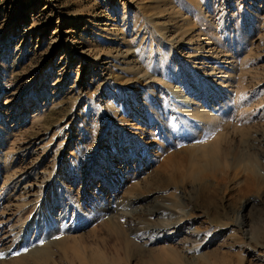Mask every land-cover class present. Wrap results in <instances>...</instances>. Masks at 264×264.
<instances>
[{
  "label": "rangeland",
  "instance_id": "1",
  "mask_svg": "<svg viewBox=\"0 0 264 264\" xmlns=\"http://www.w3.org/2000/svg\"><path fill=\"white\" fill-rule=\"evenodd\" d=\"M148 15L165 27L178 26L179 67L169 45L148 38ZM196 41L202 52L195 51ZM127 53L132 67L118 59ZM225 66L230 80L218 94L213 86ZM213 69L214 81L198 80ZM183 73L190 83L209 88L203 106L220 110L217 126L187 118L171 102L168 88L184 89L186 100L194 96ZM221 134L235 154L229 151L227 166L219 159L216 172L226 187L212 188L216 178L204 169L201 182L208 190L199 191L186 171L196 162V150ZM259 136L258 144L253 140ZM258 152H264V0H0V250L27 237L34 238L37 253L51 244L57 264H165L152 251V260H140L125 240L106 232V224L128 229L130 219L150 220L159 227L181 218L189 231L199 230L194 238L172 244L153 233L152 245L142 246H173L182 264H264V184L249 179L244 185L240 169ZM230 155L236 156L234 165ZM252 162L260 163L264 181V157ZM147 180L160 190L140 194ZM237 182L243 183L240 190L233 189ZM40 189L51 197L43 204L46 213L21 237L17 231ZM137 195L148 198L140 205L144 210H160L146 220L139 205H129ZM23 200L31 202L17 209ZM51 232L53 239H47ZM63 238L62 251L56 240ZM16 253L0 264H13L8 260Z\"/></svg>",
  "mask_w": 264,
  "mask_h": 264
},
{
  "label": "bare ground",
  "instance_id": "2",
  "mask_svg": "<svg viewBox=\"0 0 264 264\" xmlns=\"http://www.w3.org/2000/svg\"><path fill=\"white\" fill-rule=\"evenodd\" d=\"M144 18H146L145 20L149 23V29H150V33H149V35H148V38L151 40V41H154V43H153V45H169V52H170V54H174L175 55V65H176V67H179V64H180V55L177 53V48H179L178 46H180V44L182 43V40H181V38L182 37H180L179 36V34H178V26H175V28H170V27H165V25H163V24H161V23H158L157 21H156V19H154L151 15H148V16H145ZM144 28V27H143ZM148 31V30H147ZM153 31V33H155V34H157L159 37H160V42H158V38L159 37H157V36H155V37H153V34L151 33ZM147 33V34H148ZM157 37V38H156ZM198 37V36H197ZM199 38V37H198ZM198 38H197V41H198ZM205 39V38H204ZM161 41H164L165 42V44H161ZM189 42H187L188 44H191V39L189 38V40H188ZM196 41V42H197ZM152 43V42H151ZM186 43V44H187ZM187 44V45H188ZM199 44V42H197V46L195 47L196 49H195V51L196 52H198V51H200V52H202L204 49H202L203 47H201V46H199L198 45ZM207 45V44H206ZM210 49V48H209ZM202 50V51H201ZM210 51V50H209ZM210 52H212V51H210ZM128 54L129 53H127V54H124L123 56L121 55V56H118V59H121V61H122V63H124V64H128V63H131L132 65H131V67L132 66H134L133 65V63L132 62H130V61H127L126 60V58H127V56H128ZM120 55V54H119ZM196 55V54H195ZM194 55V56H195ZM216 57V56H215ZM182 60V59H181ZM183 63V62H182ZM194 62H192V64H193ZM184 64V63H183ZM186 64H188V63H186ZM181 65V64H180ZM189 66L192 68L191 69V72H193L194 71V69L196 70V68H195V66L194 65H191V64H189ZM188 66V67H189ZM175 67V69H179V68H176ZM135 68V67H134ZM133 70H135V69H133ZM228 70H229V68H227L226 66L223 68V71H220L221 72V76H219V77H217L216 75L217 74H215V70L213 69L212 70V72L210 73V74H205L204 75V73H200V75L198 74V76H197V78H198V80H202L203 81V83L204 82H207L208 80H212V81H214V79L213 78H215V77H217L218 79H219V81L217 82V84L215 85L214 84V86L213 87H215L216 89H214V90H216V92H218V94H219V91H222V89H225V88H227L226 87V85L228 86V84H229V80H230V74H228ZM135 72L136 73H141V70L140 69H138V68H136V70H135ZM178 72V71H177ZM182 72V71H181ZM176 73V72H175ZM185 73H183V79H184V87H186L187 89H189L190 91H192L191 93L194 95V96H196L197 94H201L200 95V97L199 98H193L194 96H192V98L190 99V100H186L185 98H186V96H185V94H184V89L183 90H181V91H179V92H177L176 91V89H173L172 91H171V89L170 88H168V91L170 92L169 93V97H170V99H171V102L172 101H174V103L175 104H178V106H179V111H181L180 113H182V115H186L187 116V118H190V119H193V120H198V121H200V120H202V119H204L205 121H210V120H213L214 121V125H216V121H217V119H218V117L220 116V114H219V111L220 110H217L216 108H213V107H211V108H209V109H205L204 108V104H206V102H207V99H206V95L209 93V92H207L208 90H209V88L208 87H210V86H208L206 83V87L208 88V90H206V88L204 87V86H202L201 84H193V83H190L189 81H188V79H186V77H185V75H184ZM145 74L144 73H141L140 74V76L141 77H143ZM181 77V78H182ZM168 79V78H167ZM169 81V80H168ZM212 81H210L211 83H212ZM167 83V82H166ZM171 83V82H170ZM170 83L169 84H167V85H170ZM189 83V84H188ZM198 83V82H197ZM210 83V84H211ZM173 84V83H172ZM176 84V83H175ZM191 84V85H190ZM174 85V84H173ZM213 85V84H212ZM165 87H167V86H165ZM174 88V87H173ZM183 88V87H182ZM212 91V94H211V92H210V94L211 95H213V96H215V93H214V90L213 89H211ZM228 90V89H227ZM195 92V93H194ZM212 96V97H213ZM173 103V102H172ZM205 109V110H204ZM202 124V123H201ZM217 126V125H216ZM221 126V125H220ZM202 127H204V129L207 127V125L206 124H204ZM204 129H202V130H197V134H200V133H202L203 131H204ZM217 129V128H216ZM219 129H220V127H219ZM210 130V129H209ZM210 132V131H209ZM239 132H241L243 135H244V133L243 132H245V131H239ZM238 134H240V133H238ZM235 135H237L236 133H235ZM223 136V134H221L218 138H216V140L215 141H213L212 143H210V144H208V145H205V146H203V147H201V148H198V150H196V152H195V154H197L196 155V157H195V159H196V162H195V164L192 166V168L190 169L189 168V170H185L187 173H186V176H187V179H188V181H190L191 182V185L194 183V182H196V183H198V188H200L199 189V191L201 190V191H203L204 192V190H208V186H206L207 184H205V183H203V181L201 182V175H202V173H203V171H204V169H207L208 171H210V173L216 178V180H213L214 182H215V185H213V186H211L212 188L214 187V186H221V185H224V187H226V183H222L221 181H223L224 180V178L225 177H221L220 179H218L219 178V176H217V172H216V170H218L219 168H220V163L221 162H219V159L221 158V157H223V159H221V160H223L222 161V166H224V165H226L227 166V164H228V159L227 160H225V158L227 157V154L229 153V151H232L233 149V147L232 148H230L229 147V142H231V141H229V139H227L225 136H226V134L224 135V137H222ZM228 136V135H227ZM231 136V135H230ZM245 136V135H244ZM238 137H239V135H238ZM237 137V138H238ZM226 138V139H225ZM230 138V137H229ZM233 138H235L234 136H233ZM262 137H255L254 138V140L253 141H255V143H261V141H260V139H261ZM219 139L220 140H223L222 142H219ZM242 139V138H241ZM235 140V139H234ZM262 140V139H261ZM238 141V140H237ZM236 141V142H237ZM235 142V141H234ZM263 142V141H262ZM232 143H233V140H232ZM235 144V143H234ZM242 144V143H241ZM240 144V145H241ZM236 145V144H235ZM235 145H233V146H235ZM246 145V144H245ZM239 145H237V147H238ZM243 146V145H242ZM255 147V146H254ZM241 148V147H240ZM240 148L238 149L239 151H240ZM244 148V147H243ZM257 148V147H256ZM234 149H237V148H235L234 147ZM255 149V148H254ZM262 149V148H261ZM261 149H259V150H261ZM243 150V149H242ZM240 151V153L241 152H243V151ZM253 151H257V150H253ZM235 152V151H234ZM237 152V151H236ZM30 153V152H29ZM230 153H233V151L232 152H230ZM259 153V152H258ZM234 154V153H233ZM237 154H239V153H237ZM236 154V155H237ZM252 154V153H251ZM263 154V155H262ZM235 155V154H234ZM244 155V154H243ZM254 155V154H253ZM174 156V155H173ZM231 156V155H230ZM233 156V155H232ZM232 156H231V158H232ZM258 156H261L262 158L264 157V152H261V154L259 153V155ZM258 156L256 155V157L255 156H251L249 159L248 158H245V159H247L248 161L247 162H244L245 164H242V166H241V170L243 171V177H245L246 178V180L244 181V185H245V183L247 182L248 183V180L249 179H251L252 181H253V183H254V185L255 184H264V181L261 179V177H260V175H259V172H261L259 169H258V167H259V165H260V163H258V162H252L253 160H255V159H258ZM242 157H244V156H242ZM248 157V156H247ZM174 158V157H173ZM177 158H179V157H177ZM240 158V157H239ZM175 159V158H174ZM234 159H236V156H233V158L229 161L230 162V164H233V161H234ZM170 160L171 159H169V162H170ZM220 160V161H221ZM237 160V159H236ZM235 160V161H236ZM174 161V163H175V160H173ZM239 161V160H238ZM237 161V162H238ZM194 162V161H193ZM242 162V161H241ZM9 163V162H8ZM166 163V162H165ZM167 163H168V160H167ZM237 164V163H236ZM259 164V165H258ZM234 165V164H233ZM258 166V167H257ZM183 167V166H182ZM233 167V166H232ZM188 168V167H187ZM185 169H186V167H185ZM221 169V168H220ZM222 169H224V168H222ZM229 169V168H228ZM227 169V170H228ZM16 171V170H15ZM183 171V170H182ZM229 171V170H228ZM216 172V173H215ZM220 172H221V170H220ZM240 172V171H239ZM204 173H206V172H204ZM219 173V172H218ZM225 174V173H224ZM207 175H208V173H207ZM227 175V174H226ZM169 176V175H168ZM167 176V177H168ZM182 176V175H181ZM155 177H157V175H155ZM171 177V176H170ZM184 177V176H183ZM205 177V176H204ZM210 177V176H209ZM209 177H207V178H209ZM236 177V176H235ZM165 178V177H164ZM182 178V177H181ZM180 178V179H181ZM169 179V178H168ZM167 179V180H168ZM171 179V178H170ZM23 181H24V179H22ZM22 180H20V181H22ZM221 180V181H220ZM22 181V182H23ZM175 181V180H174ZM177 181V180H176ZM226 181V180H225ZM243 182V181H242ZM242 182H237V183H235L234 184V187H233V189L235 188V190H240L241 189V185L243 186V183ZM153 183V182H152ZM17 184V183H16ZM50 184V183H49ZM49 184L48 185H45V187H41V189L43 188H46V187H48L49 186ZM145 184H146V188L147 189H145V190H143V191H141L140 192V194H149V193H151L152 191H156V190H160V187L159 186H157L156 184H151V182H150V180H147L146 182H145ZM169 184V183H168ZM3 186H5V184H2ZM151 185V186H150ZM228 185V184H227ZM192 186H194V185H192ZM196 187V186H195ZM24 188V187H23ZM0 189H1V187H0ZM40 189V190H41ZM144 189V188H143ZM150 189H152V190H150ZM162 189V188H161ZM193 189V188H192ZM197 189V188H196ZM228 189V188H227ZM31 189H29V190H27L25 193H28L29 191H30ZM39 190V192L36 194V193H33L32 194V196L34 195L35 196V198H33V200H34V205L33 206H31V209L29 210V212H28V214H26V215H24V218L22 219V221H21V224H20V227H19V229H18V231H17V235H19L20 234V236L22 237L23 236V234L24 233H27V231H26V227H30L31 225H33V223H35V225H37L36 223H38V222H34L35 221V219H36V221H38L41 217H43V215H44V213H46V211H45V209H43V204H44V202L46 201V202H49L50 201V195H49V193H45L44 194V191L45 190H41L40 191ZM191 190V189H190ZM212 190V189H211ZM49 190L47 189V192H48ZM213 191V190H212ZM211 191V192H212ZM214 191H216V190H214ZM1 192V191H0ZM4 192V191H3ZM198 192V191H197ZM208 191H206V193H207ZM223 192V191H222ZM24 193V192H23ZM194 193H196V192H194ZM193 193V194H194ZM219 193V192H218ZM237 193V192H236ZM239 193V192H238ZM211 194V193H210ZM27 195V194H26ZM26 195H25V199H27L26 198ZM211 195H214V194H211ZM217 195V194H216ZM144 196V195H143ZM142 195H137V196H135V197H133L134 199H132L131 200V202H129V205L131 206H140L141 205V203L142 202H145L148 198H146V197H143ZM215 196V195H214ZM234 198V197H233ZM33 200H32V202H33ZM150 201V200H149ZM29 202H31V201H27L26 202V200L24 201L23 200V202H22V204L20 205V206H18L17 207V209H24L27 205H29L28 203ZM210 202V201H209ZM245 202H247V200H245ZM27 204V205H26ZM214 204V203H213ZM250 204V203H249ZM48 206V205H47ZM141 208H139L140 210H141V212H142V214L144 215V216H146V220L148 219L147 217H150V215H152V214H154V213H156V212H158L157 210H160V207L159 208H156V207H152V208H147L148 210H144V208H142V206H140ZM218 207V206H217ZM221 207V206H220ZM219 208V207H218ZM110 209V208H109ZM217 209V208H216ZM116 212V209H113L112 210V213H115ZM209 213V212H208ZM126 215H127V212H125V214L123 215V217H126ZM75 217V216H74ZM212 217H213V215H212ZM214 220V219H213ZM70 221V220H69ZM181 221H182V219L180 218V219H176L175 221H173L172 223H169V224H165V225H160L159 227L158 226H156V225H154V224H150V223H147V222H151L150 220H148L147 222H145L144 224H141V223H136V224H134L133 222H132V220L130 219V220H128L127 221V224L129 225V228L128 229H124L121 225H119L118 223H116L115 221H113V222H108L106 225H107V228L108 229H106V232H112L113 233V235L116 237V238H121V239H123V240H125V241H123V242H125V245H127L128 247H130V249H133V251L132 252H136L135 254L137 255V257H139V259L140 260H142V259H146V257L148 258L149 256L148 255H150V254H152L153 255V258H154V260L156 261V259L155 258H157L158 257V255H162L161 257H159L160 259H162L163 261H164V263L165 264H182V262H181V258H182V256L180 255L181 253L175 248V247H173V246H167V247H165V246H160V247H157V248H154V247H148V248H144L142 245H149V244H151L152 242H154V240H156L155 238L153 239V236H151V234H153V233H155L154 235H156L157 234V236H158V238L159 237H162L161 239L163 240V241H165V240H169L172 244L173 243H178L179 241H178V239L180 238V237H185L186 239L188 238V240L190 239V238H194L193 236H194V232H196L197 233V231H199L198 229L196 230L195 228H194V230L193 231H189V226H184L183 224H181ZM66 222H67V220H66ZM69 223V225H70V222H68ZM3 224V223H2ZM30 224V225H29ZM29 225V226H28ZM73 225V224H72ZM71 226V225H70ZM37 227V226H36ZM67 227V226H66ZM72 227V226H71ZM53 228H55V227H53ZM64 228H65V226H64ZM68 228V227H67ZM2 229V227L0 226V230ZM69 229H71L70 227H69ZM107 230H109V231H107ZM165 230V232L164 233H162V234H160V232L161 231H164ZM183 230H186V231H183ZM34 231V230H33ZM167 231V232H166ZM67 232V231H66ZM1 233V232H0ZM95 233V232H94ZM107 233V234H108ZM9 234V233H8ZM105 234V233H104ZM48 235V234H47ZM129 235H132L135 239H138L141 243V245L140 244H137L136 242H134L133 240H131L130 238H129ZM19 236V237H20ZM53 236L54 235H52V232L48 235V237H46L47 239H49V238H52L53 239ZM101 236V235H100ZM99 235L97 236V237H100ZM103 236V235H102ZM187 236H190V237H187ZM6 237V236H5ZM111 237V236H110ZM195 237H196V235H195ZM1 238V237H0ZM18 238V237H17ZM75 237H72V239H74ZM106 238H107V236H106ZM119 238H118V240H119ZM157 238V239H158ZM197 238V237H196ZM16 239V237H14L13 236V240H15ZM66 239L67 238H63V239H58V240H56L57 241V247L61 250L62 249V251H63V249H64V245H66L65 244V241H66ZM79 239V238H78ZM78 239H76V240H78ZM101 239H102V237H101ZM115 239V238H114ZM13 240H11V241H13ZM68 240V239H67ZM80 240V239H79ZM103 240L105 241L106 239H104L103 238ZM102 240V241H103ZM113 240V239H112ZM111 240V241H112ZM183 240V239H182ZM70 241H72V240H70ZM101 241V240H100ZM99 241V242H100ZM101 241V242H102ZM115 241H116V239H115ZM121 241V240H120ZM192 241V240H191ZM4 243V241L3 240H0V244H2V243ZM17 242H18V239H17ZM33 242H34V238H25L22 242H21V244L20 245H18V243H17V245H15V244H13V245H11V243L9 244V247H10V249H8L7 247H6V249L5 250H7V251H5V250H0V259H2V258H7V256L8 255H10L12 252H17L18 253V251H20V254H18L17 256L15 255V257H14V259H10L9 258V260L8 261H12V263L13 264H57V261L55 260V259H53V257L52 256H54V254H53V252L49 249L50 248V246H51V244L50 245H48V246H46V248H44V249H42V250H38L39 252L37 253L36 251H34V250H36V249H39V248H36V247H34V246H32L33 245ZM53 242V241H52ZM75 242V241H74ZM98 242V243H99ZM110 242V241H109ZM108 242V243H109ZM9 243V242H8ZM14 243H15V241H14ZM48 243H51L50 241L48 242ZM103 243V242H102ZM106 243V242H105ZM110 243H112V242H110ZM110 243H109V245H110ZM115 243H120V242H115ZM114 243V244H115ZM122 243V242H121ZM74 244V243H73ZM73 244H72V246L71 247H73ZM189 244V243H188ZM35 245V244H34ZM102 245V244H101ZM108 245V244H107ZM116 245V244H115ZM152 245V244H151ZM74 246H76V245H74ZM114 246V245H113ZM67 247V246H66ZM115 247V246H114ZM114 247H112V248H114ZM122 247H123V244H122ZM126 247V246H125ZM28 248H30V249H28ZM68 248H70L69 246H68ZM67 248V249H68ZM120 248V247H119ZM118 248V249H119ZM124 248V247H123ZM192 248H194V247H186V250H190V249H192ZM73 249H74V247H73ZM76 249V248H75ZM116 249H117V247H116ZM70 250V249H69ZM121 250V249H120ZM122 250H125V249H122ZM128 250H129V248H128ZM147 251L146 253H145V251ZM5 251V252H4ZM77 251V250H76ZM115 251V250H114ZM118 251V250H117ZM149 251H152V252H150V254H148L149 253ZM74 252V251H73ZM78 252H80V250H78ZM83 252V251H82ZM116 252V251H115ZM16 253V254H17ZM263 253V252H262ZM261 253V254H262ZM62 254H65V253H62ZM68 254V253H67ZM71 254H73V253H71ZM71 254H69V256L71 255ZM82 254V253H81ZM133 254V253H132ZM214 254H216V252L214 253ZM261 254H258V256H260ZM12 255H14V254H12ZM80 255V254H79ZM79 255H78V253H77V256L79 257ZM201 255V254H200ZM207 255V254H206ZM11 256V255H10ZM68 256V257H69ZM72 256V255H71ZM133 256V255H132ZM11 257H13V256H11ZM65 257V256H64ZM75 257H76V254H75ZM80 257H82V256H80ZM79 257V258H80ZM177 257V258H176ZM67 258V257H66ZM72 258V257H71ZM74 258V257H73ZM129 258V257H128ZM152 258V259H153ZM203 258V256L202 257H200V259H202ZM68 259H70V258H68ZM75 259V258H74ZM149 259H151L150 257H149ZM148 259V260H149ZM151 259V260H152ZM158 259V258H157ZM160 259H158V260H160ZM184 259V258H183ZM182 259V260H183ZM80 260H81V258H80ZM162 260H160L161 261V263H162ZM7 261V262H8ZM170 261V262H169ZM185 261V260H184ZM82 262H83V260H82ZM156 262H159V261H156ZM2 263V262H1ZM74 263V262H73ZM79 263V262H78ZM154 263V262H153ZM59 264V263H58ZM80 264V263H79ZM85 264V263H84Z\"/></svg>",
  "mask_w": 264,
  "mask_h": 264
}]
</instances>
